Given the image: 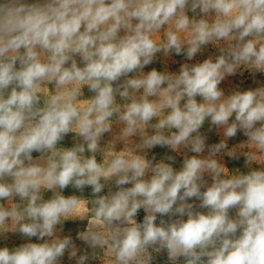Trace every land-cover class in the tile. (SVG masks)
Here are the masks:
<instances>
[{"label":"clouds","instance_id":"1","mask_svg":"<svg viewBox=\"0 0 264 264\" xmlns=\"http://www.w3.org/2000/svg\"><path fill=\"white\" fill-rule=\"evenodd\" d=\"M257 74L264 0H0V264H264Z\"/></svg>","mask_w":264,"mask_h":264},{"label":"rangeland","instance_id":"2","mask_svg":"<svg viewBox=\"0 0 264 264\" xmlns=\"http://www.w3.org/2000/svg\"><path fill=\"white\" fill-rule=\"evenodd\" d=\"M209 51H211V49H209ZM207 55H208V51H206L203 56H198L197 59H201L202 60ZM174 59L177 60V61L183 62L181 57H174ZM151 67H156L158 70H160L162 68V65H161V63H154L153 65H151L148 68H146L145 71L150 70ZM178 67H179L178 63L170 64V70H177ZM256 79L259 80V81L264 82V75L257 74L256 75ZM233 81H235L236 83L243 82L241 84V86H243V87H248V86H253L254 87L255 86V85L252 84V78L249 76V74L247 72L244 73L243 77L237 76V77H234V78H230V81L227 84H225L224 86L225 87L230 86V84ZM84 91H85V97L86 98L91 95V93H89L87 91V89H85ZM205 127H207V125ZM244 139H245V137H243L242 134H238V136L234 140L229 142V146L231 147L233 144H235L237 142H240V141H242ZM216 141H218V137L212 136L210 142H216ZM63 144H64V146H71V134H69V136L66 137L65 141L63 142ZM166 151H167L166 149H162V148L157 147V148L152 150V153H150V155L151 154H155V155H157V158L159 159L161 156H163V154ZM33 155L36 156L38 154L34 153ZM225 159L227 160V158H225ZM227 164H228L229 168H233V167H241L242 168L243 158H241V160L238 161V162H236V161H227ZM177 166H179V164H177ZM242 170H245V169L242 168ZM89 192H90V189H86L85 195H88ZM71 193H72L71 189H68V190L65 191L66 195L71 194ZM48 195H50V194H48ZM143 215H144L143 210H141L139 212V214H138V217H137L138 221H142ZM85 225H86V221H84V222H80V221L72 222V221H69L65 225V231H66V233L68 231H71L72 234L75 235L76 230L78 228L82 229ZM23 242H25V241L19 235L10 233L9 234V239L7 241L0 240V247L5 246V243L9 247L18 246L20 243H23ZM33 242H36L34 238H33ZM77 243L80 244L79 241H77ZM64 264H69V262L67 261L66 257H65V260H64ZM161 264H163V261H161Z\"/></svg>","mask_w":264,"mask_h":264}]
</instances>
